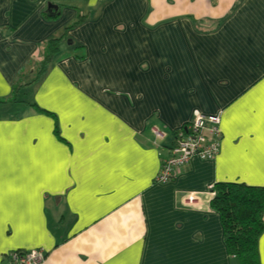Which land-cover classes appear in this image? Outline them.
Segmentation results:
<instances>
[{
    "label": "crops",
    "instance_id": "obj_1",
    "mask_svg": "<svg viewBox=\"0 0 264 264\" xmlns=\"http://www.w3.org/2000/svg\"><path fill=\"white\" fill-rule=\"evenodd\" d=\"M198 114L219 155L158 183ZM232 182L264 187V0H0V264H241L211 205Z\"/></svg>",
    "mask_w": 264,
    "mask_h": 264
},
{
    "label": "trees",
    "instance_id": "obj_2",
    "mask_svg": "<svg viewBox=\"0 0 264 264\" xmlns=\"http://www.w3.org/2000/svg\"><path fill=\"white\" fill-rule=\"evenodd\" d=\"M80 21L75 22L68 30L77 27ZM65 38L66 33L47 42L43 61L33 83L47 74ZM24 87L20 83L14 87L12 101L18 100L19 92ZM40 111L47 112L43 109ZM214 192L211 205L221 214L230 254L237 257L241 264H260L259 239L264 232V187L237 182L218 183Z\"/></svg>",
    "mask_w": 264,
    "mask_h": 264
},
{
    "label": "built area",
    "instance_id": "obj_3",
    "mask_svg": "<svg viewBox=\"0 0 264 264\" xmlns=\"http://www.w3.org/2000/svg\"><path fill=\"white\" fill-rule=\"evenodd\" d=\"M222 136L221 114H198L193 121L178 130L175 145L170 156L163 161L156 181L161 184L173 181L195 158L215 160L221 151ZM10 257L12 264H43L46 252L42 249L15 251Z\"/></svg>",
    "mask_w": 264,
    "mask_h": 264
},
{
    "label": "water",
    "instance_id": "obj_4",
    "mask_svg": "<svg viewBox=\"0 0 264 264\" xmlns=\"http://www.w3.org/2000/svg\"><path fill=\"white\" fill-rule=\"evenodd\" d=\"M53 9H55L56 11L53 12ZM49 12H50L51 15H56V13H59L60 10H59V8H56L54 6H51L50 9H49ZM69 44H72V41H69Z\"/></svg>",
    "mask_w": 264,
    "mask_h": 264
}]
</instances>
